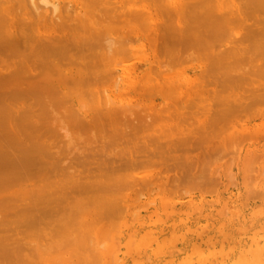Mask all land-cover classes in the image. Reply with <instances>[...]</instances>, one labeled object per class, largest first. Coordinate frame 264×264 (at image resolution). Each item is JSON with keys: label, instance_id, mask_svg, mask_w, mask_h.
I'll list each match as a JSON object with an SVG mask.
<instances>
[{"label": "bare ground", "instance_id": "bare-ground-1", "mask_svg": "<svg viewBox=\"0 0 264 264\" xmlns=\"http://www.w3.org/2000/svg\"><path fill=\"white\" fill-rule=\"evenodd\" d=\"M261 139L264 0H0V264H264Z\"/></svg>", "mask_w": 264, "mask_h": 264}, {"label": "rangeland", "instance_id": "rangeland-1", "mask_svg": "<svg viewBox=\"0 0 264 264\" xmlns=\"http://www.w3.org/2000/svg\"><path fill=\"white\" fill-rule=\"evenodd\" d=\"M128 61H129V60H128ZM128 61H127V63H128ZM131 62H132V61H131ZM158 78H159V77H158ZM164 85H165V84H164ZM233 91H236V90H233ZM244 95H247V93L244 94ZM246 102H247V101H246ZM235 115H237V113H236ZM240 115H241V114H240ZM240 115L238 116V118L240 117ZM242 117L244 118L243 115H242ZM233 118H234V117H233ZM235 119H237V118L235 117ZM241 119H242V118H240V120H241ZM231 120H233V119H231ZM242 120H243V119H242ZM234 121H236V120H234ZM234 121H232V122H234ZM238 121H239V119L237 120V122H235V124H237ZM232 122H231V124H234V123H232ZM261 140H262L261 142H264V139H261ZM216 142H217V141H216ZM214 143H215V142H214ZM212 144H213V142L211 143V145H212ZM211 145H210V146H211ZM210 146H209V147H210ZM225 146H227L226 148L229 149V143H228V142L225 144ZM215 147H216V144H214V146H213V148H212V150H211V155H212V156L215 155L214 153L212 154V151L215 152V151H214V150H215ZM207 148H208V146H207ZM213 149H214V150H213ZM205 150H206V148H205ZM225 150H226V149H225ZM202 151H204L203 148H202V150H200V151H195L196 153H197V152L200 153V156H198V159H199V161H200L201 163L203 162L202 159H203V158L205 159V157L202 158V156H203V155L201 154ZM226 151H227V150H226ZM261 151H264V150H259V153H260ZM224 152H225V151H224ZM199 153H198L197 155H199ZM215 153H218V152H215ZM220 153H221V152H220ZM222 153H223V152H222ZM262 153H264V152H262ZM262 153H260V155H259V157H262V158H259L260 161H259V160L256 161V163H254V165L252 164V165L254 166V168H255V169H252V172H254V171L257 169V170L255 171L256 173L254 172L255 175H256V174L259 175V173H258V172H259V169H260V170L262 169V166H260V167H257V166H256L257 163H259V162H261V161H264V160H262V159H264V154H262ZM217 155H218V154H217ZM229 155H230V154H227V156L225 155L226 157L224 156L223 158H220V156H219V158H220L219 161H221V163H223V162L226 160V163H227L228 160H230V159H228V158H229ZM261 155H262V156H261ZM214 157H218V156H214ZM231 157H232V156H231ZM206 159H207V158H206ZM206 159H205L204 161H206ZM216 159H217V158H216ZM221 159H222V160H221ZM248 161H249V160L246 161V164L249 165V164L251 163V161H250L249 163H248ZM252 162H253V161H252ZM252 165H249L248 168L250 169V167H251ZM253 166H252V168H253ZM211 167H212V166H211ZM234 169H235V167H232L231 170L235 171ZM249 169H248V170H249ZM158 170H159V169H158ZM141 172H142V171H141ZM166 173H167V172H166ZM260 173H262V172L260 171ZM167 174L170 175L169 173H167ZM262 177H264V173L260 174V176L258 177L259 180H264V179H262ZM247 180H248V179H247Z\"/></svg>", "mask_w": 264, "mask_h": 264}]
</instances>
